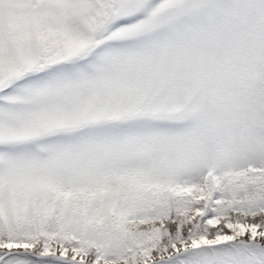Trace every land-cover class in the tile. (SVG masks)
<instances>
[{"label": "rangeland", "instance_id": "rangeland-1", "mask_svg": "<svg viewBox=\"0 0 264 264\" xmlns=\"http://www.w3.org/2000/svg\"><path fill=\"white\" fill-rule=\"evenodd\" d=\"M263 168L264 0H0L8 242L86 264H180L159 260L191 247L185 264H264L258 224L192 230L227 212L222 185L229 209L264 208L232 196Z\"/></svg>", "mask_w": 264, "mask_h": 264}, {"label": "trees", "instance_id": "trees-1", "mask_svg": "<svg viewBox=\"0 0 264 264\" xmlns=\"http://www.w3.org/2000/svg\"><path fill=\"white\" fill-rule=\"evenodd\" d=\"M241 176L245 177L242 178ZM242 178V179H241ZM210 188H211V184H210ZM216 189L220 190V192H222V200L221 202H219V204H217V207H222L224 209H228L226 213H224L223 215H219L216 218V222L214 225H208V226H204V223L201 222L199 224V226H195V229H192L193 232L196 230L198 231V229H203L204 227L206 228V237L208 240H214L216 239V237L220 236V235H231V231L230 228L228 226V224L231 221H238V222H245V224H258L259 228L257 229V231H259L260 236L254 238V241L257 244H261L264 245V208H260V209H256V210H247L246 208L243 207L242 203L240 204V202L238 203V201H235V206L233 208L229 209V202H230V197L227 196V194L225 193V189L226 187L224 185L217 187ZM236 189L238 191L241 192V190H244V195H246L248 198H253L254 196H258V193H262L264 196V168L256 171L254 173H245V174H241L240 175V179L236 184V188H233V193L231 192L230 189V193H232V196H234V192L236 191ZM177 192L176 194L179 196H183L188 200H191L192 202L195 201V196H190L188 195L189 192H185L184 188H183V184H178L177 188H176ZM208 193H210V198L208 197V199L210 200V205H208V207L212 206L213 203V199L215 197H212L211 191L210 189L207 190L206 196H208ZM201 197V200H205L207 197ZM131 225H136V227L138 226L139 228L142 226V224L139 223H134ZM155 223L152 221L151 223L148 222V226L149 229L151 230L154 227ZM130 226V225H128ZM215 226V227H214ZM214 227L213 229H210ZM176 234V232L174 231V229L172 230V237H175L174 235ZM200 234V232H198L196 234V238L198 237V235ZM189 235V234H188ZM35 237H38L37 235H34ZM249 236V235H247ZM250 237V236H249ZM248 237V238H249ZM39 238V237H38ZM239 238V237H238ZM37 238H31V242H33L35 244V250L34 252H42V248L40 247V242L39 239L36 240ZM169 239V236L166 235L165 237H163L161 239L165 240L167 242V240ZM189 239V236H188ZM187 239V240H188ZM247 239V238H245ZM10 234L7 232L4 233H0V243H4L5 241H10ZM186 240V239H185ZM191 242V241H190ZM77 256L80 257H84V259L88 262H93L92 260V256L93 253L92 252H80V254H78Z\"/></svg>", "mask_w": 264, "mask_h": 264}, {"label": "water", "instance_id": "water-1", "mask_svg": "<svg viewBox=\"0 0 264 264\" xmlns=\"http://www.w3.org/2000/svg\"><path fill=\"white\" fill-rule=\"evenodd\" d=\"M192 251V249H189L185 252H181V253H178V254H175L173 256H170L166 259H161L160 262H169V261H172L174 259H178L179 257H182V256H185L187 255L188 253H190ZM10 254H6L4 256H2L0 258V262L7 256H9ZM36 258L38 259H50L52 261H55V262H58V263H63V264H84L82 263L81 261L79 260H76V259H71V258H65L64 256H61V255H50V254H38V255H34Z\"/></svg>", "mask_w": 264, "mask_h": 264}, {"label": "flooded vegetation", "instance_id": "flooded-vegetation-1", "mask_svg": "<svg viewBox=\"0 0 264 264\" xmlns=\"http://www.w3.org/2000/svg\"><path fill=\"white\" fill-rule=\"evenodd\" d=\"M179 263H180V264H185V263H184V262H182V261H179Z\"/></svg>", "mask_w": 264, "mask_h": 264}]
</instances>
